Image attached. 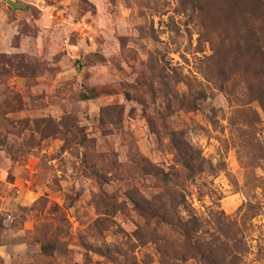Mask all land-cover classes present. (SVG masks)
I'll list each match as a JSON object with an SVG mask.
<instances>
[{"label": "rangeland", "instance_id": "374dc122", "mask_svg": "<svg viewBox=\"0 0 264 264\" xmlns=\"http://www.w3.org/2000/svg\"><path fill=\"white\" fill-rule=\"evenodd\" d=\"M6 1L0 264H264V0Z\"/></svg>", "mask_w": 264, "mask_h": 264}, {"label": "trees", "instance_id": "16d2710c", "mask_svg": "<svg viewBox=\"0 0 264 264\" xmlns=\"http://www.w3.org/2000/svg\"><path fill=\"white\" fill-rule=\"evenodd\" d=\"M254 30L249 27L246 29V36L249 40V45L253 48H256L258 43L254 42L253 39L255 37ZM262 57V71L258 73L259 78V89L255 92L257 95L258 104L264 116V51L261 54ZM190 148L186 147V151H189ZM264 156V153H263ZM181 209H183L186 213V219L180 218L178 216L169 215L164 211V206L161 203H158L157 210L154 209L153 213L158 218V220L174 229L176 232L180 234L183 239V244L190 250L195 253L194 255L200 256L203 260L204 264H222L221 261L215 259L214 251L211 247L208 248V254L204 251L203 247L208 246L203 243L201 240V229L200 222L198 218L192 214L191 210L187 209V204L182 198L181 202L177 204ZM135 207L141 209L140 205L135 202ZM143 209V208H142ZM42 252H46L44 247L41 248ZM99 255H101V250H96Z\"/></svg>", "mask_w": 264, "mask_h": 264}, {"label": "water", "instance_id": "95a60500", "mask_svg": "<svg viewBox=\"0 0 264 264\" xmlns=\"http://www.w3.org/2000/svg\"><path fill=\"white\" fill-rule=\"evenodd\" d=\"M6 4L7 6H9L10 8H15V9H19V8H22V5L21 4H18L12 0H7L6 1Z\"/></svg>", "mask_w": 264, "mask_h": 264}]
</instances>
